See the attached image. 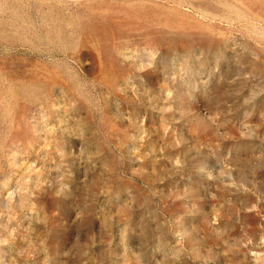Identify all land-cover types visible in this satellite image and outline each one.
<instances>
[{"label": "rangeland", "instance_id": "1", "mask_svg": "<svg viewBox=\"0 0 264 264\" xmlns=\"http://www.w3.org/2000/svg\"><path fill=\"white\" fill-rule=\"evenodd\" d=\"M0 264H264V0H0Z\"/></svg>", "mask_w": 264, "mask_h": 264}]
</instances>
